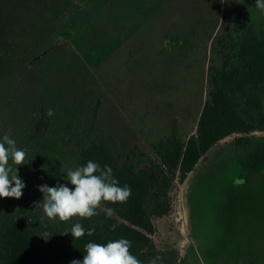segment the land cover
<instances>
[{
    "label": "rangeland",
    "instance_id": "obj_1",
    "mask_svg": "<svg viewBox=\"0 0 264 264\" xmlns=\"http://www.w3.org/2000/svg\"><path fill=\"white\" fill-rule=\"evenodd\" d=\"M256 8L255 0H0V120L61 97L82 109L98 101L97 128L117 152L152 157L151 144L173 128L183 141L195 134L209 69L221 64L217 40ZM170 197V213L153 220L158 249H176L185 264H264V132L220 141Z\"/></svg>",
    "mask_w": 264,
    "mask_h": 264
},
{
    "label": "trees",
    "instance_id": "obj_2",
    "mask_svg": "<svg viewBox=\"0 0 264 264\" xmlns=\"http://www.w3.org/2000/svg\"><path fill=\"white\" fill-rule=\"evenodd\" d=\"M217 46L221 64L209 69V91L195 134L183 141L173 128L167 138L151 144L152 157L145 158L135 149L132 156L117 152L97 128L98 101L82 109L61 97L36 106L28 115L20 114L18 121L0 120V141L8 134L18 148L26 150L29 160L17 166L26 185L22 197L0 198V264H70L73 259L83 260L87 243L120 238L131 241L130 252L141 264L156 256L162 257L158 264H185L176 249H158L152 240L153 220L171 211L175 182L183 184L205 154L225 138L264 132V12L256 8L238 15L232 31L219 38ZM88 161L101 168L110 166L119 186H130L127 202L103 205L115 210L112 218L102 209L90 219L42 218L34 210V203L43 200L38 186L73 187L60 171L62 165L74 170ZM75 223L85 229L78 240L70 233ZM91 228L94 235L88 236Z\"/></svg>",
    "mask_w": 264,
    "mask_h": 264
},
{
    "label": "clouds",
    "instance_id": "obj_3",
    "mask_svg": "<svg viewBox=\"0 0 264 264\" xmlns=\"http://www.w3.org/2000/svg\"><path fill=\"white\" fill-rule=\"evenodd\" d=\"M256 7L264 12V0H255ZM14 164L15 169L10 165ZM25 149L18 148L16 141L5 134L0 141V198L20 199L25 183L18 175L17 166L28 163ZM65 179L73 187L57 184L49 187L47 184L38 186L43 194V200L34 203V210L40 212L42 218L67 222L74 217L90 219L98 215L97 209H102L107 218H112L115 210L103 208L105 203H126L131 196L130 186H119V181L113 177L110 166H101L88 161L86 166L76 169H65ZM116 225H112L115 230ZM95 229L87 230V235H94ZM69 232H65L67 234ZM70 233L74 239L85 235V229L80 223H75ZM131 241L126 238L112 240L107 243L89 242L85 245L83 260L73 259L70 264H141L130 252ZM162 257L156 256L149 264H158Z\"/></svg>",
    "mask_w": 264,
    "mask_h": 264
}]
</instances>
